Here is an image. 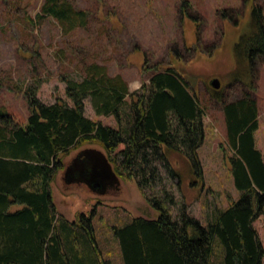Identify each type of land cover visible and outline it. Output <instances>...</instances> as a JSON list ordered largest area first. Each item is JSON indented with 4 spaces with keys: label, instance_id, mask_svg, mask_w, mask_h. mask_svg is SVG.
Instances as JSON below:
<instances>
[{
    "label": "trees",
    "instance_id": "16d2710c",
    "mask_svg": "<svg viewBox=\"0 0 264 264\" xmlns=\"http://www.w3.org/2000/svg\"><path fill=\"white\" fill-rule=\"evenodd\" d=\"M41 10L72 27L82 25L85 15L67 0H43ZM248 16L232 45V81L248 78L250 62L264 56L262 6L252 3ZM174 62L155 66L135 92L97 64L83 76L64 77L68 100L46 103L37 96V85L27 86L25 123H10L13 116L0 108V264H104L90 216L70 221L56 213L51 197L63 156L86 144L99 145L117 177L133 180L158 211L156 217L137 216L114 229L124 264H210L216 242L223 249L222 264H262L264 247L253 224L264 212V161L254 140L256 101L249 91L236 100H220L231 173L242 194L203 225L170 189L172 179L179 190L201 176L198 149L206 115L185 75L191 66ZM209 89L219 95L220 88ZM86 98L96 115H113L117 125L86 116ZM173 155L182 164L175 167Z\"/></svg>",
    "mask_w": 264,
    "mask_h": 264
},
{
    "label": "rangeland",
    "instance_id": "374dc122",
    "mask_svg": "<svg viewBox=\"0 0 264 264\" xmlns=\"http://www.w3.org/2000/svg\"><path fill=\"white\" fill-rule=\"evenodd\" d=\"M42 1L0 0V108L13 116L10 123L26 122L27 86L37 85V96L46 103L68 100L64 77L83 76L89 65L97 64L135 92L148 82L155 66L179 59L191 66L183 67L185 75L206 115L198 149L201 176L183 182L179 190L172 179L170 189L203 225L216 209L237 200L242 192L231 173L222 102L242 98L249 91L258 107L255 146L264 161V56L258 54L250 62L248 78H230L232 45L246 29L251 4L262 6L264 12V0H67L85 14L82 25L73 27L42 12ZM198 70L215 74L206 76ZM240 70L238 66L236 71ZM212 78L220 81L218 96L209 89ZM84 112L104 124L117 125L113 115H96L89 98L84 100ZM84 149L104 154L99 145L86 144L63 156V167L50 185L52 202L56 213L70 221H80L81 214L90 216L101 262L124 264L114 229L137 216L156 217L158 211L133 180L116 178L98 152L81 153ZM170 159L175 167L182 164L177 155ZM91 177L99 178V186ZM253 224L264 247V212ZM222 253L216 242L210 264H222Z\"/></svg>",
    "mask_w": 264,
    "mask_h": 264
},
{
    "label": "water",
    "instance_id": "95a60500",
    "mask_svg": "<svg viewBox=\"0 0 264 264\" xmlns=\"http://www.w3.org/2000/svg\"><path fill=\"white\" fill-rule=\"evenodd\" d=\"M209 84H210V86L213 88V89H219L220 88V81H219V79L218 78H212L210 81H209ZM93 152V153H95V152H98L102 157H103V160H104V162L106 163V165H107V167H108V170L112 173V174H114L115 176H116V178H118L117 177V175L113 172V170H112V166H111V164L108 162V160H107V158H106V156H105V154H103L102 152H100V151H98V150H91V149H84V150H82L81 151V153L82 152ZM83 161H80V163H83L84 162V159H82ZM92 179H93V182H94V186H99V178H97V177H91Z\"/></svg>",
    "mask_w": 264,
    "mask_h": 264
},
{
    "label": "flooded vegetation",
    "instance_id": "af4514ba",
    "mask_svg": "<svg viewBox=\"0 0 264 264\" xmlns=\"http://www.w3.org/2000/svg\"><path fill=\"white\" fill-rule=\"evenodd\" d=\"M81 160L80 161H83L82 159H84V158H80Z\"/></svg>",
    "mask_w": 264,
    "mask_h": 264
},
{
    "label": "crops",
    "instance_id": "0c3cea01",
    "mask_svg": "<svg viewBox=\"0 0 264 264\" xmlns=\"http://www.w3.org/2000/svg\"><path fill=\"white\" fill-rule=\"evenodd\" d=\"M119 179V178H118Z\"/></svg>",
    "mask_w": 264,
    "mask_h": 264
}]
</instances>
